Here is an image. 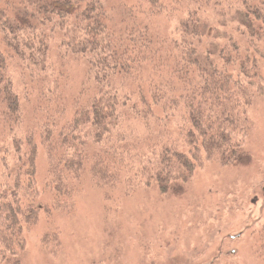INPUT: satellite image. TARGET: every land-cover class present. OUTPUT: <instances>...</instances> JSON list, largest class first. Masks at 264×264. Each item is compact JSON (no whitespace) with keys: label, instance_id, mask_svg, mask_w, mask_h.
<instances>
[{"label":"trees","instance_id":"trees-1","mask_svg":"<svg viewBox=\"0 0 264 264\" xmlns=\"http://www.w3.org/2000/svg\"><path fill=\"white\" fill-rule=\"evenodd\" d=\"M182 1L190 9L179 35L160 42L150 19L164 8L161 0H0V264L20 263L25 229L35 222L30 194H39L34 173L39 145L66 166L52 163L49 170L59 192L69 183L68 169L88 164L100 181L117 180L135 168L136 178L152 174L170 191L163 183L171 181L172 171L175 182H186L206 161L228 165L250 159L239 133L250 127L248 109L263 91L255 46L264 38V20L253 11L256 2L264 10V0ZM215 21L220 28L234 25L233 32L227 36ZM54 57L68 58L69 66L87 64L66 120L60 84L65 64L58 67ZM142 60L148 73L147 66L141 71L134 64ZM162 62L167 76L156 70ZM28 96L39 111L35 125L25 121ZM130 110L142 121L135 123L143 126L141 140L124 135ZM134 146H141L140 158L134 162L129 151L134 167H125V151Z\"/></svg>","mask_w":264,"mask_h":264},{"label":"rangeland","instance_id":"rangeland-1","mask_svg":"<svg viewBox=\"0 0 264 264\" xmlns=\"http://www.w3.org/2000/svg\"><path fill=\"white\" fill-rule=\"evenodd\" d=\"M161 1L164 8L151 15L150 28L164 42L179 35L190 8L185 11L187 5L182 0ZM255 4L253 12L263 21L264 10ZM213 26L229 32L228 36L234 25L220 28L216 22ZM245 35H240L241 44L246 43L247 32ZM255 47L260 52L263 91L248 109L250 127L239 133L240 146L250 159L228 165L206 161L186 182H175L172 171L171 181L163 183L171 185L170 191L162 189L152 174L141 172L136 178L135 168L117 180L100 181L88 164L76 172L68 169L69 183L65 181L59 192L50 182L49 170L52 163L62 170L66 166L57 159L52 161L47 149L39 145L34 165L35 192L39 194H30L35 199V222L25 229V250L19 264H264V38ZM54 61L58 67L60 62L65 64L60 84L66 120L73 110L74 96L81 91L87 64L80 60L69 66L68 58L54 57ZM134 64L141 71L148 65L145 60ZM161 64L156 70L167 76L168 68ZM149 70L147 66V73ZM93 85L89 82L86 99ZM28 100L32 99H23L25 121L35 125L39 111L34 112ZM127 114L125 137L141 140L138 135L143 126L135 123L142 121L137 118L136 122L130 116L136 113L131 110ZM60 125L58 121L56 128ZM140 148L126 149L125 167H134ZM129 151L134 157L132 164L127 161ZM71 154L68 148L64 156L69 160ZM168 155L164 154L165 159L180 169L178 161ZM125 176L132 180L123 179Z\"/></svg>","mask_w":264,"mask_h":264}]
</instances>
